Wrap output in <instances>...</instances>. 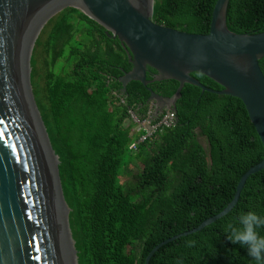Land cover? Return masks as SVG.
<instances>
[{
	"label": "trees",
	"instance_id": "16d2710c",
	"mask_svg": "<svg viewBox=\"0 0 264 264\" xmlns=\"http://www.w3.org/2000/svg\"><path fill=\"white\" fill-rule=\"evenodd\" d=\"M214 1L154 0L152 18L207 32ZM226 24L239 33L264 30V0H228ZM103 31L79 8L65 6L46 21L34 42L30 79L58 158L77 264H144L160 240L223 208L240 175L262 158L263 145L239 97L184 82L176 122L131 149L139 131L128 108L144 116L150 90L171 96L179 80L168 77L145 85L130 79L121 92L118 77L130 61L119 39ZM40 44L45 53L41 90L33 57ZM259 64L264 73V55ZM190 74L208 87H222L202 72ZM146 78L153 76L146 72ZM249 210L264 215V167L249 174L230 210L160 245L148 264H255L223 230L227 221ZM260 232L264 235V229Z\"/></svg>",
	"mask_w": 264,
	"mask_h": 264
},
{
	"label": "water",
	"instance_id": "95a60500",
	"mask_svg": "<svg viewBox=\"0 0 264 264\" xmlns=\"http://www.w3.org/2000/svg\"><path fill=\"white\" fill-rule=\"evenodd\" d=\"M0 0V264H77L73 223L58 158L34 98L30 59L34 42L55 11L75 6L122 43L130 68L118 78L121 92L130 79L146 83L179 80L171 96L150 90L151 117L164 108L176 112L184 82L203 90L239 97L264 151V30L234 32L226 24L228 0H215L207 32L178 29L152 18L154 0ZM202 72L222 85L212 88L190 74ZM146 72L153 79L146 78ZM177 118H175V121ZM264 167L262 158L239 177L232 198L196 226L156 243L202 228L236 203L249 174Z\"/></svg>",
	"mask_w": 264,
	"mask_h": 264
},
{
	"label": "clouds",
	"instance_id": "9594fccd",
	"mask_svg": "<svg viewBox=\"0 0 264 264\" xmlns=\"http://www.w3.org/2000/svg\"><path fill=\"white\" fill-rule=\"evenodd\" d=\"M264 215L249 210L240 212L224 224V232L229 241L239 244L255 264H264Z\"/></svg>",
	"mask_w": 264,
	"mask_h": 264
},
{
	"label": "built area",
	"instance_id": "2783aa9c",
	"mask_svg": "<svg viewBox=\"0 0 264 264\" xmlns=\"http://www.w3.org/2000/svg\"><path fill=\"white\" fill-rule=\"evenodd\" d=\"M113 92L120 98V101H124V97L120 93ZM127 111L130 119L135 123V129L139 131L138 137L129 143L131 149H136L139 142L153 136L156 132H160L164 127L172 126L176 122L175 111L168 108H165L157 118L151 117L152 103L149 104L144 116L137 115L131 107Z\"/></svg>",
	"mask_w": 264,
	"mask_h": 264
},
{
	"label": "rangeland",
	"instance_id": "374dc122",
	"mask_svg": "<svg viewBox=\"0 0 264 264\" xmlns=\"http://www.w3.org/2000/svg\"><path fill=\"white\" fill-rule=\"evenodd\" d=\"M65 1H67V2H70L71 4H76L77 2H79V0H65ZM67 6H70V5H68L67 4ZM58 12V10L57 11H55L52 15H54V14H56ZM51 15V16H52ZM48 27L50 28V26H47L46 27V31H44L42 34H41V37H42V40H43V42L47 39V30H48ZM32 53V52H31ZM44 56H45V53H44V51L42 50V48H41V44H40V46L39 47H37V48H35V51L33 52V57L34 58H36V61L34 62V65H36L37 66V71H38V75L39 76H37L36 78V80H37V82H38V84H39V89L41 90V84L43 83V77L41 76V74H42V71H43V69H44V67H42L43 66V61H42V59L44 58ZM30 65H31V63H30ZM68 69V68H67ZM200 141L206 146L207 145V142H206V139H205V137L204 136H201L200 137ZM124 178V177H123Z\"/></svg>",
	"mask_w": 264,
	"mask_h": 264
},
{
	"label": "bare ground",
	"instance_id": "6f19581e",
	"mask_svg": "<svg viewBox=\"0 0 264 264\" xmlns=\"http://www.w3.org/2000/svg\"><path fill=\"white\" fill-rule=\"evenodd\" d=\"M73 5H76L77 7L83 8L82 3H81L80 0H79V2H77L76 4H73Z\"/></svg>",
	"mask_w": 264,
	"mask_h": 264
}]
</instances>
